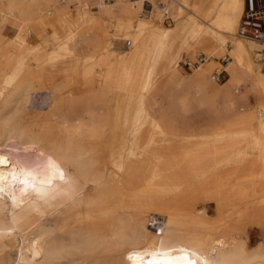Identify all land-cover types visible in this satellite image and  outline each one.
I'll return each instance as SVG.
<instances>
[{"label": "bare ground", "instance_id": "1", "mask_svg": "<svg viewBox=\"0 0 264 264\" xmlns=\"http://www.w3.org/2000/svg\"><path fill=\"white\" fill-rule=\"evenodd\" d=\"M115 1L0 0V264H149L153 257L161 264H264V246L252 250L247 231L264 219V75L255 47L237 36L244 0H169L175 26L167 29L155 22L158 13L140 19L145 0ZM70 3L79 18L70 16ZM115 33L134 49L113 60ZM250 42L263 57L264 44ZM82 44L94 48L85 65L75 59ZM222 49L231 54L223 57L230 58L224 88L206 78ZM202 52L207 62L183 76L182 54L194 60ZM242 76L251 88L239 95ZM161 87L197 91V107L211 111L215 124L181 131L165 113L152 125L150 91ZM67 88L74 89L70 101ZM38 89L49 90L51 103L30 112ZM120 93L142 108L128 142L111 131ZM176 102L189 110L184 95ZM75 104L87 123L71 115ZM236 105L239 115L230 120ZM205 132L211 135L197 138ZM207 203L213 221L201 209Z\"/></svg>", "mask_w": 264, "mask_h": 264}, {"label": "rangeland", "instance_id": "2", "mask_svg": "<svg viewBox=\"0 0 264 264\" xmlns=\"http://www.w3.org/2000/svg\"><path fill=\"white\" fill-rule=\"evenodd\" d=\"M137 0H126L127 3L129 2H134ZM145 1H149L153 4L157 3V2H162V3H169V0H145ZM110 5H115L116 1L115 0H110L109 2ZM73 3H70L68 5V11H70V16L73 18H79L82 15V12L80 10V8H76L74 5H71ZM70 6V7H69ZM81 7V5H80ZM142 7V4H141ZM173 7V6H172ZM176 6H174L175 8ZM137 8V7H135ZM71 9V10H70ZM89 10L94 13L95 16H97L96 12L98 13L99 10H97L96 8H93V6L89 7ZM184 11V10H182ZM116 14H119V11L115 10L114 11ZM185 18L191 19L194 18L192 13L185 11ZM157 14V12L155 13ZM159 17V16H158ZM157 17V18H158ZM156 18V16L153 17V19ZM130 19V17H129ZM140 19L142 21H150V19H144L141 17L140 15ZM106 19V22L113 24V26L115 27L117 24L116 22L113 20H109ZM157 22L158 26L160 28H164L167 29V27H172L175 26V21L173 19L172 23H164L161 20L159 21H155ZM168 29H172V28H168ZM47 34L48 36H52L54 34V29L47 27ZM130 35L133 33L135 34L136 31H129L128 32ZM3 34L6 37H10L12 35L11 31L9 28H6L3 31ZM8 35V36H7ZM129 40V38H125V36L121 35V34H113L111 36V50H112V55L111 58L114 60L118 54H125L126 52H129L130 49H134V45L127 50V48H125L124 43L125 41ZM241 41L243 43L246 44H251L255 47L256 53L258 49H261L259 46H257V44L250 42V41H245L243 39H241ZM229 48V45H226V49ZM94 48L93 47H87L86 45L82 44L80 45L79 48V54L76 55V60L77 61H82L83 64L85 65L86 62H90L93 58V54H94ZM230 54V51L228 50H221L217 53V59H215V63L216 66L213 67L212 69H210L207 74H206V78L209 79L211 77V75L216 72V71H222L223 70V66H225V61L223 62V57L226 54ZM201 54H206L208 55L209 53H204L202 52ZM258 54V53H257ZM231 55V54H230ZM187 56L192 57L191 54H182L180 61H179V71L181 72V74L183 76H185L186 78H189L191 75H193L194 73L192 72H186L183 68H181L180 66V62L182 61V59L184 60L185 58H187ZM255 65L258 69L259 66V76H262V73H264V63L262 62L263 57L260 55H256L255 56ZM235 63V62H234ZM235 65V64H233ZM219 68V69H218ZM192 73V74H191ZM70 76H74L73 74H70ZM209 76V77H207ZM230 79V73L229 76L227 75L226 72H224L222 74V81L220 83H217L216 85H218L220 88H224L226 87L228 81ZM60 81V79H59ZM215 84V83H214ZM238 85L240 87H238L239 89V95L242 94L243 92H248V90L250 91L251 88V83L248 80V78L242 76L240 82L238 83ZM86 84L83 83L82 86V91H86L85 89ZM74 89L72 90L71 88H67L65 90V97H66V101L71 100L69 96L71 95V92H73ZM77 92V91H76ZM170 92V93H169ZM81 95V91L77 92L75 96H80ZM179 95H184V99H185V106L189 109L188 111H183L181 110V107L177 104L176 100L179 98ZM73 97V96H72ZM68 98V99H67ZM150 98H151V104H152V108L149 111V115L151 116L150 121L152 125H155L157 122H159L161 120L162 114H168L170 116H173L176 120H177V126L181 131H202V130H208V127L211 125H214L215 122L212 121V119H210L211 117V111H208L206 108L203 107H197V100H198V92L197 91H182L179 93V91L175 90V89H168V90H164L162 87L155 89V90H151L150 91ZM51 93L49 92L48 89H38L36 91L32 92V99L30 101V103L28 104V110L30 112L34 111V110H46L48 108V106L51 103ZM247 102L250 103V107L254 108L255 111V115L257 116L258 112H260V108L257 107V104H255V99L253 97V95H249L247 98ZM252 104V105H251ZM223 103L222 101H218L217 102V109L218 110H223ZM98 107V108H97ZM239 105H236L233 107V109L230 111L229 113V118L230 120H235L238 115H239V109H238ZM96 108V109H95ZM91 109L93 110V113H95L96 115H98L97 113L100 112V115H102L104 113V109L101 108L100 106H91ZM103 109V110H102ZM73 111H71V115H81L82 118L84 117V121L87 123L89 120L87 119V114L83 113L84 107L81 106L80 104H75L74 107L72 108ZM103 112V113H102ZM142 114V108L138 105H134L128 98L125 97L124 94L120 93L117 97V102L115 105V108L113 109V113H112V117H111V125L113 126V129H111L112 132H115L117 134V138L120 140H125L126 142L131 141L132 137L131 134L133 132V130L136 129L138 123H139V119L140 116ZM202 129V130H201ZM207 135H211V133H204L202 135H198L197 134V138L198 139H203L205 136ZM235 137L234 134H229V135H225L224 138L229 139ZM210 142L211 139L208 138L205 141ZM253 139H249L248 140V150L250 151V149L253 147ZM202 210H204V212L208 215L209 220L213 221L216 219V212H215V208L213 204L207 203L204 204L203 207H201ZM248 235L252 238V250H256L261 246H264V219L260 220L256 223H254L252 226H250L248 228ZM246 238V236H244ZM14 251L11 250L8 252V254L13 253Z\"/></svg>", "mask_w": 264, "mask_h": 264}, {"label": "built area", "instance_id": "3", "mask_svg": "<svg viewBox=\"0 0 264 264\" xmlns=\"http://www.w3.org/2000/svg\"><path fill=\"white\" fill-rule=\"evenodd\" d=\"M109 2L110 0H103ZM159 14V18L164 23H172L173 17L167 4L162 2L155 3V6L147 1L142 3L140 15L143 18L150 19L155 16V13ZM237 36L244 40H250L264 44V0H244V7L238 24ZM125 48L131 47V41L127 40L124 43ZM208 58L199 54L194 60L185 58L180 62L181 68L186 72H192L197 69L200 65L206 63ZM229 56L223 59L225 64L229 62ZM262 62L264 63V56ZM225 71H216L212 74L211 79L215 83L222 81V74Z\"/></svg>", "mask_w": 264, "mask_h": 264}, {"label": "snow or ice", "instance_id": "4", "mask_svg": "<svg viewBox=\"0 0 264 264\" xmlns=\"http://www.w3.org/2000/svg\"><path fill=\"white\" fill-rule=\"evenodd\" d=\"M4 164H6L5 159L3 157H0V165H4ZM61 178H62V176H61ZM21 183H25L26 184L27 183V180L21 181ZM131 258L132 257H130V259ZM149 264H161V261L158 260V259H156L155 257H153V259L149 262ZM167 264H175V262H173L171 260H168ZM187 264H194V262H192V261L189 260L187 262Z\"/></svg>", "mask_w": 264, "mask_h": 264}, {"label": "crops", "instance_id": "5", "mask_svg": "<svg viewBox=\"0 0 264 264\" xmlns=\"http://www.w3.org/2000/svg\"><path fill=\"white\" fill-rule=\"evenodd\" d=\"M257 46H259V45H257ZM259 47H260L261 49H258V50H257L258 55H260L259 52L262 50V47H261V46H259ZM258 69H259V66H258ZM259 70H260V69H259ZM262 75H264V73H262Z\"/></svg>", "mask_w": 264, "mask_h": 264}]
</instances>
